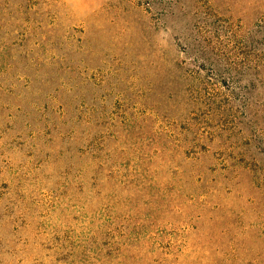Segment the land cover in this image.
<instances>
[{
	"label": "rangeland",
	"instance_id": "1",
	"mask_svg": "<svg viewBox=\"0 0 264 264\" xmlns=\"http://www.w3.org/2000/svg\"><path fill=\"white\" fill-rule=\"evenodd\" d=\"M0 264H264V0H0Z\"/></svg>",
	"mask_w": 264,
	"mask_h": 264
}]
</instances>
